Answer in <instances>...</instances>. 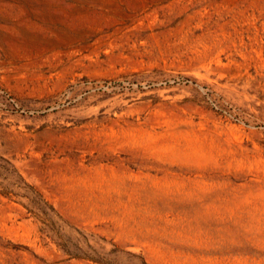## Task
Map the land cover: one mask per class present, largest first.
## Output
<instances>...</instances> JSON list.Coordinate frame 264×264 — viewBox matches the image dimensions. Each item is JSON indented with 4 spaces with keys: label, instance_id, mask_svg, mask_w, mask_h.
<instances>
[{
    "label": "rangeland",
    "instance_id": "rangeland-1",
    "mask_svg": "<svg viewBox=\"0 0 264 264\" xmlns=\"http://www.w3.org/2000/svg\"><path fill=\"white\" fill-rule=\"evenodd\" d=\"M0 264H264V0H0Z\"/></svg>",
    "mask_w": 264,
    "mask_h": 264
}]
</instances>
